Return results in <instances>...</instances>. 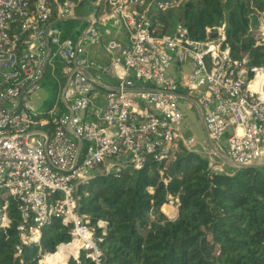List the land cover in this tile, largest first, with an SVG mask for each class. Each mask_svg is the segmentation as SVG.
I'll use <instances>...</instances> for the list:
<instances>
[{
    "label": "built area",
    "instance_id": "1",
    "mask_svg": "<svg viewBox=\"0 0 264 264\" xmlns=\"http://www.w3.org/2000/svg\"><path fill=\"white\" fill-rule=\"evenodd\" d=\"M185 1L0 0V231L14 206L18 262L36 247L42 264L58 250L64 264L80 255L102 264L107 223L78 210L79 186L92 178L139 170L179 146L213 174L264 162V68L231 56L225 20L201 40L180 25L162 33L152 13ZM251 9L264 47V12ZM69 20L81 23L64 36L57 23ZM46 77L56 85L51 101ZM190 107L232 167L205 139L194 148L183 125ZM163 205L177 213V196ZM52 221L72 240L47 252L41 234Z\"/></svg>",
    "mask_w": 264,
    "mask_h": 264
},
{
    "label": "trees",
    "instance_id": "2",
    "mask_svg": "<svg viewBox=\"0 0 264 264\" xmlns=\"http://www.w3.org/2000/svg\"><path fill=\"white\" fill-rule=\"evenodd\" d=\"M251 7L264 12V0H188L153 12L152 20L161 25L162 33H172L180 25L194 40L203 39L207 27L225 20L231 56L247 54L250 66L264 68V47L255 45ZM80 23L60 21L57 26L67 36ZM44 81L51 101L56 85L48 77ZM160 171L169 177L167 184ZM78 194L79 212L92 222L107 223L102 264H264V166L213 174L204 157L179 146L161 161L149 158L139 170L124 168L92 178L79 186ZM167 194L177 196V213L163 205ZM11 212L12 226L0 231V264H42L36 247L24 249L22 263L14 257L18 243L14 206ZM71 240L68 228L52 221L42 230L41 248L54 252ZM54 254L64 264V251ZM68 264L93 263L80 255Z\"/></svg>",
    "mask_w": 264,
    "mask_h": 264
},
{
    "label": "rangeland",
    "instance_id": "3",
    "mask_svg": "<svg viewBox=\"0 0 264 264\" xmlns=\"http://www.w3.org/2000/svg\"><path fill=\"white\" fill-rule=\"evenodd\" d=\"M183 69H187L185 67H183ZM175 70V67H174ZM45 82V81H44ZM187 93V92H186ZM39 96V94H38ZM37 96H35L34 100H36ZM195 115V116H194ZM193 119V120H192ZM191 120L193 122H191ZM184 125H188L190 127V131L186 134L193 136L196 141L200 144H193L194 148L196 150H201V142L203 141L204 138V134H203V128L200 126V122L196 117V113L193 107H190L187 111H186V115H185V120H184ZM194 127L197 128V130L195 132L191 131L194 130ZM201 155V154H200Z\"/></svg>",
    "mask_w": 264,
    "mask_h": 264
},
{
    "label": "water",
    "instance_id": "4",
    "mask_svg": "<svg viewBox=\"0 0 264 264\" xmlns=\"http://www.w3.org/2000/svg\"><path fill=\"white\" fill-rule=\"evenodd\" d=\"M185 98H186V96H185ZM187 99L190 100L189 98H187ZM190 101H191V100H190ZM198 117H199V119H200V121H201V123H202L201 115L198 114ZM202 125H203V124H202ZM203 134H204V138H205V140H206V143H207L208 147H209L212 151H214V153L216 154V156L218 157V159H220V160H221L223 163H225L226 165L232 167V166H233L232 163H231L227 158H225L224 156H222L218 151H216V150L214 149V146H213L211 140L209 139L208 134H207V132H206L204 126H203ZM259 166H264V162H262V163H255V164H251V165H247V166H240V167H238V169H242V168H251V167H259ZM171 218H172V217H171Z\"/></svg>",
    "mask_w": 264,
    "mask_h": 264
},
{
    "label": "bare ground",
    "instance_id": "5",
    "mask_svg": "<svg viewBox=\"0 0 264 264\" xmlns=\"http://www.w3.org/2000/svg\"><path fill=\"white\" fill-rule=\"evenodd\" d=\"M170 209H171V210H175L174 208H171V207H170ZM64 254H65V251H64ZM45 259H47V260L50 261L49 264H61V263L59 262V260H60V256H59V255H56V254L48 255V256L45 257ZM45 261H46V260H45ZM46 264H48V263L46 262Z\"/></svg>",
    "mask_w": 264,
    "mask_h": 264
},
{
    "label": "crops",
    "instance_id": "6",
    "mask_svg": "<svg viewBox=\"0 0 264 264\" xmlns=\"http://www.w3.org/2000/svg\"><path fill=\"white\" fill-rule=\"evenodd\" d=\"M186 111H187V110H185V115H186ZM185 115H184V120H185ZM194 116H195V115H194ZM196 117H197V119H198L199 122H200V126L203 128V125H202L200 119L198 118L197 115H196ZM192 120H193V119H192ZM192 120H191V122H193ZM183 125H184V124H183ZM184 129L187 130V133L190 131V127H189L188 125H184ZM196 130H197V128L194 127V130H191V131L195 132ZM187 133H186V134H187ZM203 139H205V138H203Z\"/></svg>",
    "mask_w": 264,
    "mask_h": 264
}]
</instances>
